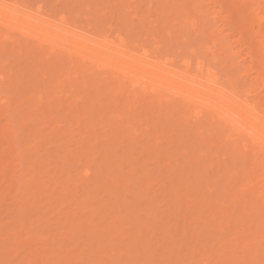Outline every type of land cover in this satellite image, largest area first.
<instances>
[{
  "label": "bare ground",
  "instance_id": "obj_1",
  "mask_svg": "<svg viewBox=\"0 0 264 264\" xmlns=\"http://www.w3.org/2000/svg\"><path fill=\"white\" fill-rule=\"evenodd\" d=\"M54 1L0 0V264H264V0Z\"/></svg>",
  "mask_w": 264,
  "mask_h": 264
},
{
  "label": "rangeland",
  "instance_id": "obj_2",
  "mask_svg": "<svg viewBox=\"0 0 264 264\" xmlns=\"http://www.w3.org/2000/svg\"><path fill=\"white\" fill-rule=\"evenodd\" d=\"M28 1H31V3L33 4V3H35L36 1H39V0H28ZM42 1H44V3L45 4H47L46 6H49V8H50V6L52 5V7L54 6L53 5V2H55L54 0H42ZM60 2H61V0H59ZM63 1V0H62ZM68 1H70L71 2V0H68ZM61 3H63V2H61ZM66 4H64V6H63V8L62 9H67L66 7H68L67 5H69V3L66 1L65 2ZM68 3V4H67ZM65 5H66V7H65ZM106 5V4H105ZM58 6H60V4L58 3ZM58 6H56V7H58ZM62 6V5H61ZM107 6H109V4H108V2H107ZM57 9V8H56ZM58 9H60L59 7H58ZM149 27L151 28L152 27V24H149ZM183 35H185L184 33H183ZM14 38L17 40L16 42L17 43H23V44H25L26 43V41H25V38L24 37H21V36H19V35H16V36H14ZM175 40V39H174ZM183 40H186V38L184 37V38H179L178 40H176L173 44H175V46H174V48H173V50H176L177 48L178 49H181L182 47H184L186 44H185V42L183 41ZM183 49V48H182ZM44 60V59H43ZM218 69H220V70H222V72L224 73V72H226L227 70H223L222 69V67L221 66H219V65H217L216 66ZM25 72V71H24ZM21 74H23V72L21 73ZM20 74V75H21ZM19 75V76H20ZM16 80H18V81H24L25 80V78H23V79H21V78H17ZM38 82H39V86L40 87H44V88H48L49 90H50V87H51V85H53V81H46V82H40V78H38ZM65 83H67V82H65ZM64 83V85H66ZM67 85H68V83H67ZM66 85V86H67ZM53 90V89H52ZM25 93H24V92ZM27 91V92H26ZM79 89H76V90H74V93H73V95H76V94H78L79 93ZM22 93H23V95L25 96V98L26 97H29L30 96V94L28 93V90L26 89V90H22L21 91ZM50 92V91H49ZM23 101H21L20 100V98L19 97H17V99L14 101V105H13V107H15V106H18L19 107V111H20V109L22 110L21 112L22 113H26V111H24V108L26 107V105H24L23 106ZM22 104V105H21ZM6 123V121L4 120V121H2V124H5ZM28 130V131H27ZM24 131V132H23ZM23 131H20V132H22V135H19L18 134V137H24V140H26L30 135H32V133L33 132H31V131H29V129H25V130H23ZM77 133H74V135H76ZM49 139H51V138H49ZM48 139V140H49ZM48 140H47V142H48ZM26 147H27V145H26ZM50 147V146H49ZM54 149V148H53ZM29 149H27V152L26 153H28L29 155L30 154H33V155H31L32 156V159H35L36 157H39V155H42V153H40L39 155H37L34 151H32V153L30 152V151H28ZM26 155V154H25ZM63 155V154H62ZM140 166L141 167H143V163L142 162H140ZM51 167H53V168H51ZM55 166H50V169H52V173L53 174H55V175H57V174H60V170L59 169H57V168H54ZM70 168V167H69ZM72 170H74V174H72L73 175V177L71 178L72 180H77V179H79V178H77V176H79L78 174V172H79V170H77V168H75V169H73L72 168ZM71 170V171H72ZM75 170H76V173H75ZM62 171V170H61ZM56 172H58V173H56ZM62 172H64V171H62ZM78 173V174H77ZM76 174H77V176H76ZM139 176V175H138ZM77 178V179H76ZM72 182H70L69 184H71ZM114 185V184H113ZM112 184H111V186H113ZM185 192V191H184ZM128 193H123L122 195L125 197L126 195H127ZM133 194V192H130V194H129V198H130V202H134L135 201V197L132 195ZM44 196H46V195H44ZM102 196H105V194H102ZM69 199V198H68ZM136 203H138L137 201H136ZM146 204H147V202H146ZM146 204H145V207H147L146 206ZM38 207H39V211H36L37 209L36 208H34V206L32 207V208H30V211H29V217L31 218L30 220H31V222L33 223L32 225H33V227H34V229H36L37 228V230H45V227H46V233L47 232H52L51 234H54V233H56V232H58V230L57 229H59L60 227L59 226H57V225H55L54 223H57V221H58V218H64L63 216H65V215H61V216H59V217H57V214H58V209L56 210V208L55 209H51V208H49V207H45V208H43L44 207V205L46 206V203H39V204H36ZM148 205V204H147ZM51 209V210H50ZM163 208H160L159 210H162ZM33 210H35V211H33ZM43 210V211H42ZM31 211L33 212V215H31ZM49 211H51V212H49ZM37 212H38V216H37ZM43 212H47V219L48 218H50L51 220L49 221V223H47V221H44L45 219H42L40 216H41V214L43 213ZM36 214V215H35ZM31 215V216H30ZM40 217V218H39ZM37 219V220H36ZM39 219H41V220H39ZM95 220H93V222H95V221H98L99 219L96 217V218H94ZM194 219V218H193ZM178 221L180 222V225H179V229H178V231H179V235L181 234V232H183V231H189V233L186 235V238H185V241L184 242H186V243H192L191 241H194L196 238H193V235L195 236H200V233H198L197 232V230H196V227L198 226V224L200 223L199 221L200 220H189V223H191L190 225V227H188L187 226V224H185L184 223V221L181 219V218H178ZM99 222V221H98ZM95 223H97V222H95ZM188 223V224H189ZM46 226H45V225ZM47 224H48V227L49 228H47ZM129 224H127V226L125 227H123L124 228V231H123V229L122 230H120V231H123V232H131V231H137V229L135 230L134 228H132V226H128ZM59 227V228H58ZM122 227H120V228H122ZM131 228V229H130ZM49 230V231H48ZM153 232V230L152 229H150V228H148L145 232L147 233V231H149V235H150V237H149V235H148V238L147 239H149V238H151V237H153L152 235V232ZM53 231H55V232H53ZM104 231V229H99V232H103ZM107 233V232H106ZM105 233V234H106ZM50 233L48 234V235H51ZM107 234H109V233H107ZM201 238H203V236L202 237H200V239ZM38 243H40L41 244V242H37L36 243V245H37V249H39V247L41 246H39V244ZM68 243V242H67ZM153 244H154V242H153ZM209 244H211V242H209ZM156 246V245H155ZM154 245H151V248H152V250H151V248H149L150 250H151V252H150V250H149V252L150 253H154L156 256H157V254L159 255L161 252H159V251H157L156 250V247H155ZM56 247V246H55ZM41 248V247H40ZM85 247H81V249H84ZM86 248H87V246H86ZM154 248V249H153ZM167 256H169L168 254H167ZM192 256H188L187 258H191ZM169 258V257H168ZM174 259H177L176 257L175 258H173V261H174ZM196 260V259H195ZM140 262H143V261H140Z\"/></svg>",
  "mask_w": 264,
  "mask_h": 264
},
{
  "label": "snow or ice",
  "instance_id": "obj_3",
  "mask_svg": "<svg viewBox=\"0 0 264 264\" xmlns=\"http://www.w3.org/2000/svg\"><path fill=\"white\" fill-rule=\"evenodd\" d=\"M130 264H153V262H130Z\"/></svg>",
  "mask_w": 264,
  "mask_h": 264
}]
</instances>
